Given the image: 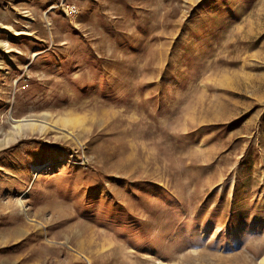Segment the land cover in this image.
<instances>
[{"label":"rangeland","instance_id":"374dc122","mask_svg":"<svg viewBox=\"0 0 264 264\" xmlns=\"http://www.w3.org/2000/svg\"><path fill=\"white\" fill-rule=\"evenodd\" d=\"M0 264H264V0H0Z\"/></svg>","mask_w":264,"mask_h":264},{"label":"bare ground","instance_id":"6f19581e","mask_svg":"<svg viewBox=\"0 0 264 264\" xmlns=\"http://www.w3.org/2000/svg\"><path fill=\"white\" fill-rule=\"evenodd\" d=\"M38 125H40L39 127H43V128L47 127L46 123H44V122L39 123L36 121H32L31 119H27L26 121H22V122L18 123V126L20 128H24V127L25 128L26 127L35 128ZM43 128H40V129H43Z\"/></svg>","mask_w":264,"mask_h":264},{"label":"trees","instance_id":"16d2710c","mask_svg":"<svg viewBox=\"0 0 264 264\" xmlns=\"http://www.w3.org/2000/svg\"><path fill=\"white\" fill-rule=\"evenodd\" d=\"M29 141H30V139L19 140L18 142H16L15 144L11 145L10 147L3 149L4 150L3 152H5V151H7V152H13L16 149H18V147L21 144H27V143H29Z\"/></svg>","mask_w":264,"mask_h":264},{"label":"built area","instance_id":"2783aa9c","mask_svg":"<svg viewBox=\"0 0 264 264\" xmlns=\"http://www.w3.org/2000/svg\"><path fill=\"white\" fill-rule=\"evenodd\" d=\"M74 12H76L74 6H70V5H69V6L66 7V13H68V14H73Z\"/></svg>","mask_w":264,"mask_h":264}]
</instances>
